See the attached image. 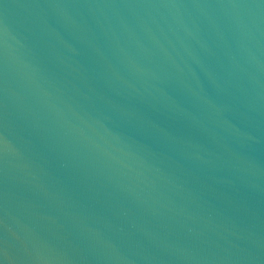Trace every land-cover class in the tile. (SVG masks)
<instances>
[{"label":"water","instance_id":"obj_1","mask_svg":"<svg viewBox=\"0 0 264 264\" xmlns=\"http://www.w3.org/2000/svg\"><path fill=\"white\" fill-rule=\"evenodd\" d=\"M0 264H264V0H0Z\"/></svg>","mask_w":264,"mask_h":264}]
</instances>
